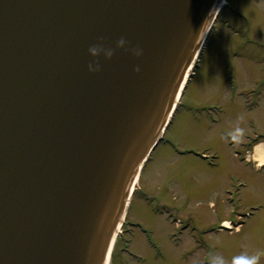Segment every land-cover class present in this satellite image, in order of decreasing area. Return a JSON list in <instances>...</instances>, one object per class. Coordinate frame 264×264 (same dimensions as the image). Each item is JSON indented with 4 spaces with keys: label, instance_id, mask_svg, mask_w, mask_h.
<instances>
[{
    "label": "water",
    "instance_id": "water-1",
    "mask_svg": "<svg viewBox=\"0 0 264 264\" xmlns=\"http://www.w3.org/2000/svg\"><path fill=\"white\" fill-rule=\"evenodd\" d=\"M221 2L0 0V264L107 263Z\"/></svg>",
    "mask_w": 264,
    "mask_h": 264
},
{
    "label": "rangeland",
    "instance_id": "rangeland-1",
    "mask_svg": "<svg viewBox=\"0 0 264 264\" xmlns=\"http://www.w3.org/2000/svg\"><path fill=\"white\" fill-rule=\"evenodd\" d=\"M262 76L264 0H227L119 234L118 244L127 231L131 250L143 258L129 264H210L213 255L230 264L233 256L257 252L256 264H264V169L242 162L233 152L240 145L231 147L224 134L237 122L251 131L264 126V114L247 107L256 94L245 95ZM261 92L264 102V86ZM242 141L243 150L252 149ZM247 211L239 230L220 228ZM112 264H122L116 253Z\"/></svg>",
    "mask_w": 264,
    "mask_h": 264
},
{
    "label": "clouds",
    "instance_id": "clouds-1",
    "mask_svg": "<svg viewBox=\"0 0 264 264\" xmlns=\"http://www.w3.org/2000/svg\"><path fill=\"white\" fill-rule=\"evenodd\" d=\"M126 37L120 36L116 43L117 45H121L126 41ZM98 51V45L97 44H91L89 45V52L93 55H95ZM114 49H109L107 52V55L110 57ZM137 55H141L143 52L142 47H138L136 49ZM101 67L100 63H96L93 61L89 62V69L92 71H96ZM137 70H139V65H137ZM244 117L243 115H240L238 117V121L242 120ZM245 129L242 127L239 122L235 125L233 129H231L228 133L230 135L231 139L233 141L239 142L244 138ZM264 144V142H262ZM262 144H257L254 146L252 156L254 159H256L259 163L264 164V147H262ZM260 252L253 253V254H247V253H241L236 256H233L230 264H256L257 260L259 259ZM193 264H196L194 261ZM202 264V262H201ZM210 264H228V262L225 260V258L222 255H213L210 258Z\"/></svg>",
    "mask_w": 264,
    "mask_h": 264
},
{
    "label": "crops",
    "instance_id": "crops-1",
    "mask_svg": "<svg viewBox=\"0 0 264 264\" xmlns=\"http://www.w3.org/2000/svg\"><path fill=\"white\" fill-rule=\"evenodd\" d=\"M260 77V76H259ZM258 77V78H259ZM264 76H262V78H259L256 82V84H258L259 82L261 83V81L263 80ZM259 83V84H260ZM258 86V85H257ZM263 86H264V83H263ZM262 87V86H261ZM260 87V88H261ZM248 93V92H246ZM254 94V93H253ZM262 96V92L256 97L257 99H254L253 102H251V105H248L247 104V107L250 108V111H254L253 113H257V114H264V102L262 101V99H259V97ZM256 107V108H255ZM251 108H254V109H251ZM224 110V109H223ZM223 110H221V113L223 112ZM254 121V119H253ZM234 127H232L231 129H233ZM230 129V130H231ZM245 133H244V137L247 138V140L249 141L250 138H252L253 136H260L261 137V140L257 141V143L259 142H264V126L261 127V128H254L253 131L251 130H248V127H245ZM225 130V129H224ZM242 143V140L240 141ZM255 143V145L257 144ZM247 145V144H245ZM253 145V147L255 146ZM245 149H246V146H245ZM254 164L256 165V167H258L259 165H257L258 161L256 159H254ZM260 164V163H259Z\"/></svg>",
    "mask_w": 264,
    "mask_h": 264
},
{
    "label": "bare ground",
    "instance_id": "bare-ground-1",
    "mask_svg": "<svg viewBox=\"0 0 264 264\" xmlns=\"http://www.w3.org/2000/svg\"><path fill=\"white\" fill-rule=\"evenodd\" d=\"M222 2H223V1H222ZM222 2H221V3H222ZM207 33L210 34V31H209V32L207 31ZM206 42H207V36H205V37L203 38L202 44H203V45H206ZM195 58H196V57H195ZM191 68H192V64L190 65V67H189L187 73L190 71ZM193 71H195V69H194ZM184 82H185V81H184ZM184 82H183V84H184ZM182 88H183V86L181 85L180 89L182 90ZM180 89H179V92H178L179 94H180V91H181ZM179 94H178V95H179ZM257 144H262V142H259V143H257ZM257 144H256V145H257ZM262 147H264V144H262ZM260 164H262V163H260ZM260 164H259V165H260ZM143 173H144V172H143ZM142 176H143V174H142ZM137 185H138V180L136 179V181L133 182L132 188L135 189V188L137 187ZM132 188H131L130 190H132ZM133 200H134V198H133ZM133 200H132V204H133ZM122 223H123V220H122V222H120V224L118 225V227H117V229H116V232H115V233H116V235H115L116 237H119V236H118V233L121 231ZM226 223H228V221H226ZM240 228H241V226L237 227L236 230H239ZM106 264H110V262L107 261Z\"/></svg>",
    "mask_w": 264,
    "mask_h": 264
},
{
    "label": "flooded vegetation",
    "instance_id": "flooded-vegetation-1",
    "mask_svg": "<svg viewBox=\"0 0 264 264\" xmlns=\"http://www.w3.org/2000/svg\"><path fill=\"white\" fill-rule=\"evenodd\" d=\"M138 225V224H137ZM123 237H127L128 239H129V235L127 236L126 235V231H123ZM123 242H124V240H123ZM122 242V243H123ZM121 243V245L119 244V246H120V248H125V249H127V250H129V247H131L132 246V242L131 241H126V243H124V244H122ZM124 245H126V246H124ZM118 257H120V255L118 254ZM121 263H122V261H121Z\"/></svg>",
    "mask_w": 264,
    "mask_h": 264
}]
</instances>
